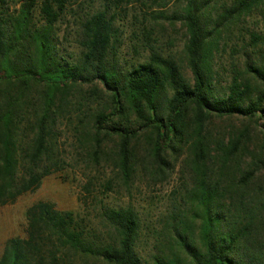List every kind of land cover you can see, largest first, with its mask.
Masks as SVG:
<instances>
[{"label": "trees", "instance_id": "obj_1", "mask_svg": "<svg viewBox=\"0 0 264 264\" xmlns=\"http://www.w3.org/2000/svg\"><path fill=\"white\" fill-rule=\"evenodd\" d=\"M75 1L19 0L15 7L12 0H0V205L35 191L44 177L68 165L59 145L62 124L93 160L106 158L105 144L116 140L115 165L125 181L136 164L141 133L151 132L149 153L157 171L171 167L167 154L175 159L184 151L193 171V186L184 197L191 209L170 217L171 235L156 240L152 263L264 264V249L254 238L264 234V193L245 189L255 168L234 174L241 139L225 141L206 131L212 117L239 116L262 119L264 133V32L249 33L242 61L233 63L225 86H216L219 73L213 67L221 49L220 26L254 11L264 23V0L220 4L214 25L202 12L213 0H184L190 79L173 56L154 47L153 29L146 26V59L122 68L114 51V16L106 7L81 18L80 51L65 58L55 27ZM257 46L262 52L253 55ZM160 95L166 97L163 106ZM189 212L201 220L198 237ZM25 213L26 237L5 242L0 264H77L89 258L143 264L136 250L139 219L131 207L102 205V225L44 200ZM243 242L246 249L235 250Z\"/></svg>", "mask_w": 264, "mask_h": 264}, {"label": "rangeland", "instance_id": "obj_2", "mask_svg": "<svg viewBox=\"0 0 264 264\" xmlns=\"http://www.w3.org/2000/svg\"><path fill=\"white\" fill-rule=\"evenodd\" d=\"M76 0L68 6L67 13L57 22V48L67 59H73L80 51L81 39L79 21L81 18L106 7L108 14L114 16L116 40L114 51L122 68H127L135 60L143 61L147 50L143 48L144 28H152V43L165 55H171L179 64L184 76L190 79V71L185 62L184 46L187 34L182 24L184 0ZM19 0H12L18 6ZM231 0H213L203 12L206 21L214 25L220 4H229ZM37 14V12H36ZM208 18V19H207ZM207 23V22H206ZM221 46L213 60L219 76L216 86L223 87L233 63L242 61L240 50L249 43V33L262 34L264 23L258 11L240 20L229 19L220 26ZM251 49V48H249ZM263 47L257 46L253 55L261 53ZM240 57V58H239ZM169 96L170 93L168 92ZM104 99H106L104 97ZM165 95L157 98L163 106ZM97 106V100L92 107ZM262 119H249L239 116L212 117L206 122V131L210 136L229 138L239 136L241 144L237 150L236 169L248 166L255 168L252 180L245 188L253 194L264 193V133ZM60 150L67 159L68 165L60 171L43 178L39 188L33 192L20 195L11 204L0 205V255L5 242L13 237L25 238L27 219L26 209L39 200L50 201L56 209L70 210L92 218V223L102 225L100 207H131L139 219V236L136 250L143 264H153L151 255L156 252V240H167L170 232V217L179 212L191 209L184 202L186 191L193 186V171L187 166L188 152L184 151L170 161L169 169L159 172L151 164L149 146L153 136L144 132L135 148L136 164L130 180L125 181L116 167V140L105 144L106 158L94 159L87 149L82 147L66 124L59 127ZM88 147V146H87ZM89 150V149H88ZM212 156L216 155L214 151ZM97 160V161H96ZM85 190L84 188H86ZM80 199L85 202L83 206ZM194 236L200 235L201 220L188 213ZM264 232V231H263ZM255 242L264 249V234L255 235ZM246 249V243L236 244L235 250ZM77 264H107L89 258L77 261Z\"/></svg>", "mask_w": 264, "mask_h": 264}]
</instances>
